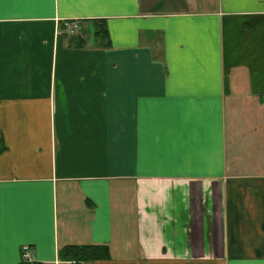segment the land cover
<instances>
[{"label":"crops","instance_id":"obj_1","mask_svg":"<svg viewBox=\"0 0 264 264\" xmlns=\"http://www.w3.org/2000/svg\"><path fill=\"white\" fill-rule=\"evenodd\" d=\"M68 245L264 264V0H0V264Z\"/></svg>","mask_w":264,"mask_h":264},{"label":"trees","instance_id":"obj_2","mask_svg":"<svg viewBox=\"0 0 264 264\" xmlns=\"http://www.w3.org/2000/svg\"><path fill=\"white\" fill-rule=\"evenodd\" d=\"M93 24L95 38L100 40L103 47H107L108 44L105 43L107 39V32L103 22H100V20H95L93 21ZM58 257L61 261H68L78 264L80 262L109 260L110 253L108 247L104 245H68L58 250Z\"/></svg>","mask_w":264,"mask_h":264},{"label":"built area","instance_id":"obj_3","mask_svg":"<svg viewBox=\"0 0 264 264\" xmlns=\"http://www.w3.org/2000/svg\"><path fill=\"white\" fill-rule=\"evenodd\" d=\"M64 30L66 33L73 35L75 32L79 30L78 22H64ZM23 257L27 260H31V256L27 253L23 255Z\"/></svg>","mask_w":264,"mask_h":264}]
</instances>
